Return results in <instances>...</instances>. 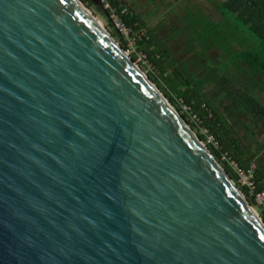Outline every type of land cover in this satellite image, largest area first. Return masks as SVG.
Masks as SVG:
<instances>
[{
    "label": "water",
    "instance_id": "1",
    "mask_svg": "<svg viewBox=\"0 0 264 264\" xmlns=\"http://www.w3.org/2000/svg\"><path fill=\"white\" fill-rule=\"evenodd\" d=\"M0 264H264L262 216L78 0H0Z\"/></svg>",
    "mask_w": 264,
    "mask_h": 264
},
{
    "label": "trees",
    "instance_id": "2",
    "mask_svg": "<svg viewBox=\"0 0 264 264\" xmlns=\"http://www.w3.org/2000/svg\"><path fill=\"white\" fill-rule=\"evenodd\" d=\"M83 1L88 5L96 4V0ZM207 1L216 6L221 18H214L212 27L200 21L193 23L190 30L199 47L191 57L186 58L181 57L180 51L171 48L170 40L162 39L146 27L144 20L128 6L129 11L123 15V19L140 33L136 41L137 49L131 57L136 60L138 51H141L152 62L156 72L148 71L149 78L182 111L181 116L195 131L199 126L189 120V112L183 109L180 98L191 106L192 112L200 117L202 124L219 143L218 146L207 143V146L253 205L256 195H251L249 188L240 184L238 175L224 156L235 159L244 168L253 162L246 157L243 139L234 134L229 117L245 115L264 132V101L256 92L258 87L264 90V0ZM111 3L119 12L127 6L122 0H111ZM106 15L111 21L108 11ZM111 25L114 26L112 21ZM144 27L147 32L143 31ZM117 37L122 47L127 49L128 40L120 32ZM213 48L220 52L223 61L205 65L202 58ZM232 67L236 68L235 73L230 72ZM201 69L204 73L198 75ZM208 82L214 86L211 95L206 91ZM198 135L202 140H207L204 134ZM263 189L264 164H260L256 171L255 192ZM260 214L264 220V204Z\"/></svg>",
    "mask_w": 264,
    "mask_h": 264
},
{
    "label": "rangeland",
    "instance_id": "3",
    "mask_svg": "<svg viewBox=\"0 0 264 264\" xmlns=\"http://www.w3.org/2000/svg\"><path fill=\"white\" fill-rule=\"evenodd\" d=\"M81 1L91 9L93 14L120 43V38L117 37L119 32L115 26L111 25L112 20L109 21V17L106 15V9L102 6L101 2L88 5V3L83 0ZM122 2L133 9L144 20L146 27L151 29V31L157 33L159 37L164 40H170L169 45L171 48L175 51H180L181 57L184 58L189 56L191 57L193 52L198 50L199 47L194 41L193 34L190 30L193 23H199L198 21H200L201 23H208L209 26L212 27L214 18H221V14L216 9V6L210 4L207 0H122ZM146 27H144V32H147ZM174 35L177 36L172 39ZM136 49V43L135 41H132L125 50L131 56ZM222 61L223 58L216 48L211 49L208 52V55L202 58V62L205 65L219 64ZM135 62L147 75L148 71L156 72L152 62L148 61L145 54L141 51H138V58ZM235 71L236 68L234 67L230 69L231 73H235ZM203 73L204 70L201 69L198 72V75ZM213 89L214 86L208 82L206 87L208 95H211ZM174 107L181 115L182 111H180L176 106ZM189 115L191 117L189 120L197 123L199 126V128L195 130L196 134L198 135L201 133L206 136V129L208 128L202 124L200 117L198 115L195 117L194 113H189ZM228 120L234 134L242 137L243 139V148L246 157L252 159L253 163L257 164V167L260 164H264V132L249 121L245 115H240L235 118L229 117ZM247 125H249V127ZM203 142L207 145V143H209L208 138L207 140H203ZM250 194L252 195V193ZM262 205L263 204L257 199L256 203H253V206L259 214Z\"/></svg>",
    "mask_w": 264,
    "mask_h": 264
},
{
    "label": "built area",
    "instance_id": "4",
    "mask_svg": "<svg viewBox=\"0 0 264 264\" xmlns=\"http://www.w3.org/2000/svg\"><path fill=\"white\" fill-rule=\"evenodd\" d=\"M102 6L106 9V11L109 12L110 18L112 22L114 23L115 28L120 32L124 38L128 40V43H131L132 41H137L138 37H140V33L136 32L132 27H130L123 19V15L127 14L129 11V7L125 6L120 12L115 8L111 0H100ZM142 35L144 32L141 33ZM180 103L183 106V109L186 110L189 113H192L191 106L187 105L185 101L180 98ZM195 117H197V114H194ZM206 136L208 138L209 143H213L216 146L219 145L216 137L211 134V132L206 129ZM224 159L229 161V164L232 166L234 171L239 177V182L242 185H245L249 188L250 192L254 195H256V199L264 204V189L255 192L256 191V171H257V164L251 163V165L248 168H244L239 164L238 161L235 159L229 158L227 156H224Z\"/></svg>",
    "mask_w": 264,
    "mask_h": 264
},
{
    "label": "bare ground",
    "instance_id": "5",
    "mask_svg": "<svg viewBox=\"0 0 264 264\" xmlns=\"http://www.w3.org/2000/svg\"><path fill=\"white\" fill-rule=\"evenodd\" d=\"M80 3H81V5L83 6V7H85L86 8V10L94 17V18H96V20H98L99 21V23H101L102 25H103V23L93 14V12L91 11V9L89 8V7H87L81 0H78ZM254 207V206H253ZM254 209L256 210V208L254 207ZM257 211V210H256ZM258 212V211H257Z\"/></svg>",
    "mask_w": 264,
    "mask_h": 264
},
{
    "label": "crops",
    "instance_id": "6",
    "mask_svg": "<svg viewBox=\"0 0 264 264\" xmlns=\"http://www.w3.org/2000/svg\"><path fill=\"white\" fill-rule=\"evenodd\" d=\"M259 83H262V82H259ZM261 86L263 85L261 84ZM256 92L259 95L260 99L264 101V90L262 89V87H258L256 89Z\"/></svg>",
    "mask_w": 264,
    "mask_h": 264
}]
</instances>
